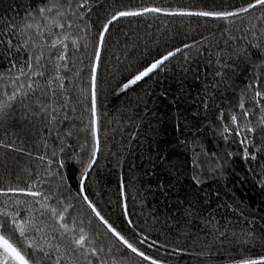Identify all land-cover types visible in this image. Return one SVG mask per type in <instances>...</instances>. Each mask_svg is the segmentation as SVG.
<instances>
[{"label":"snow or ice","instance_id":"1","mask_svg":"<svg viewBox=\"0 0 264 264\" xmlns=\"http://www.w3.org/2000/svg\"><path fill=\"white\" fill-rule=\"evenodd\" d=\"M97 7L103 5L95 0H31L23 14L19 6L9 5L0 15V264H168L158 255L160 248L167 255L169 247L160 242L159 233L153 235L152 228L130 219L126 203L121 205L123 227H117L93 199L90 183L107 116L100 102V69L111 29L125 20L156 14L223 22L221 35L227 37L223 48L219 41L213 45L204 37L203 42L181 41L163 51L158 46L156 55L143 61L126 55L125 63L116 56L107 69L115 81L111 94L135 93L159 77L161 70H168L180 54L179 91L169 97L167 90H161L158 98L177 105L191 74L201 86L197 100L202 119L209 121L213 135L225 145L223 155L212 153L215 167L208 171H222L218 161L226 158L259 161V171L249 167L247 172L264 189V58L252 63L250 71L241 67L250 62L249 49L264 57V0L227 4L222 0L196 10L113 0L103 18L93 19ZM234 30L240 35H234ZM129 40L125 34L126 51L131 50ZM136 46L132 42L131 48ZM193 49L197 58L190 55ZM200 57H207L203 73ZM229 91L232 95L225 96ZM152 95L144 93V97ZM144 97L137 96V104L143 103L144 108L128 117V126L134 125L130 142L138 139L149 113L156 114ZM201 109L192 114L193 119H201ZM196 127L204 131L203 126ZM202 164L193 158L188 217L197 212L194 205L201 201L199 192L206 182ZM157 187L169 195L168 186ZM119 195L125 197L123 177ZM203 203H208L206 195ZM168 219L164 223L170 228ZM214 219L210 214L204 222L219 231ZM241 242L252 244L251 239ZM231 264H264V251L241 253Z\"/></svg>","mask_w":264,"mask_h":264},{"label":"trees","instance_id":"2","mask_svg":"<svg viewBox=\"0 0 264 264\" xmlns=\"http://www.w3.org/2000/svg\"><path fill=\"white\" fill-rule=\"evenodd\" d=\"M30 2L31 0H0V15L4 14L9 5L12 9L19 6V11L23 14L25 6ZM112 2L113 0H95L98 6L103 7H97L93 19L97 15L103 18L109 11L107 6ZM122 2L196 10L213 3L220 4L222 0ZM230 2L239 3V0H223L225 4ZM223 26V22H212L204 18L165 17L156 14L125 20L111 29L104 53L105 63L100 69V102L107 116L102 121L101 153L90 181L94 190L93 199L117 227H123L121 205L126 203L130 219L152 228L153 235L159 233L160 242L169 245L167 255L164 248H160L158 253L167 259L168 264H231L232 259L241 253L264 251V189L247 172L249 167L259 171V161L246 163L239 158H226L225 161H218L223 164L222 171L217 169L215 174L208 171L215 167L212 153L223 155L225 145L213 135L208 126L209 121L202 119L204 114L197 100L198 94H202L200 84L194 83L189 74L184 82L185 91L177 105L158 98L161 90H167L169 97L178 93L177 80L181 74L179 64L182 60L180 54L171 62L168 70H161L159 77L149 80L141 88H137L135 93L130 92L127 96L111 94L110 85L115 81L111 79L112 71L107 69L115 64L116 56H120L125 63L126 55L133 60L143 61L154 57L158 46L163 51L165 47L179 46L181 41L203 42V38L208 37L213 45L219 41L223 48V41L227 38L221 35ZM125 34L130 38L127 45L130 51H126ZM233 34L240 35L235 30ZM132 42L137 44L134 49L131 48ZM233 44L234 42L229 41L230 46ZM212 51L214 59L216 49L213 47ZM190 55L197 58L194 49ZM249 55L250 62L247 65L241 64L246 71L251 70L252 63L258 64L264 58L256 49H249ZM109 57L112 58L110 63ZM198 59L203 73L207 57ZM207 71L210 73L211 69ZM208 78L211 79V75ZM119 79L120 76L117 75L116 80ZM242 79V76L237 78L236 83L241 84ZM146 91L153 95L144 97ZM231 95L230 91L225 93V96ZM137 96L147 99L149 107H154L156 114L153 116L149 113L147 121L140 128L138 139L130 142L129 133L134 130V125L128 126V117L144 108L143 103L137 104ZM220 102L218 94L217 103ZM198 109H201V119L195 120L192 114ZM196 126H203L204 131H198ZM181 141H187V144ZM194 157L203 162L205 174L202 178L206 182L199 192L200 204L194 205L197 212L188 217L185 216V209L191 199L192 181L189 177ZM121 177L125 184L126 199L119 195ZM160 183L168 186L167 197L159 191L157 186ZM205 195L207 204L203 203ZM179 200H184V203L180 204ZM210 214L215 218L214 223L219 231L204 222V218ZM166 216L169 217L170 228L165 226ZM221 233L225 235L221 236ZM246 239H251L252 244L241 242Z\"/></svg>","mask_w":264,"mask_h":264}]
</instances>
